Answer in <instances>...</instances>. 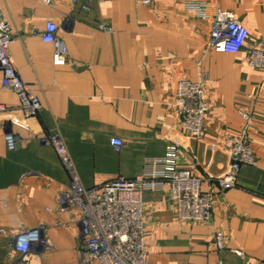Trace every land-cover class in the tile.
<instances>
[{
  "label": "crops",
  "instance_id": "obj_1",
  "mask_svg": "<svg viewBox=\"0 0 264 264\" xmlns=\"http://www.w3.org/2000/svg\"><path fill=\"white\" fill-rule=\"evenodd\" d=\"M143 1L0 0L15 65L43 105L38 117H26L17 95L2 87L0 69L7 108L0 113V264L19 260L14 233L37 227L49 245L39 247L33 264H86L81 211L60 202L71 177L54 148L39 140L52 133L61 136L86 188L139 177L146 160L164 156L170 143L180 148V167L206 179L204 191L215 195L206 223L183 221L168 192H144L149 264H264V69L248 64V47L264 43V0ZM194 1L208 3V19L187 8ZM217 8L249 30L238 54L209 46ZM48 22L68 46L67 66L53 64V47L42 40ZM183 80L201 83L210 105L201 140L180 123L175 101ZM241 108L252 117L256 165L243 166L238 186L222 192L216 179L230 166L225 139L242 131ZM8 132L22 141L14 151ZM113 138L124 146L116 149ZM217 231L226 235L223 251Z\"/></svg>",
  "mask_w": 264,
  "mask_h": 264
},
{
  "label": "built area",
  "instance_id": "obj_2",
  "mask_svg": "<svg viewBox=\"0 0 264 264\" xmlns=\"http://www.w3.org/2000/svg\"><path fill=\"white\" fill-rule=\"evenodd\" d=\"M51 5L52 0H42ZM150 5V0L143 1ZM208 3L194 1L188 9L201 19H208ZM84 9H88L85 5ZM103 31L112 29L104 25ZM58 27L48 22L41 33L44 43L53 47V64L69 65V49L58 35ZM12 27L0 11V69L3 73L2 87L13 91L19 100L20 108L28 118L38 117L43 109L41 99L20 75L10 52L12 44ZM250 37L247 27L234 13L217 8L211 23L209 46L217 52L238 54L247 47ZM248 64L254 68L264 69V43L252 44L248 47ZM176 109L180 123L191 137L201 140L207 132L206 116L210 105L201 83L180 81L176 90ZM0 103V113L6 111ZM244 126L239 134L226 137L225 147L230 153L228 171L216 179L222 192L238 186L239 175L243 166L256 165L249 132L252 117L244 109L239 110ZM42 144L50 145L58 154L71 177L69 190L62 194L60 202L68 208L81 211L80 227L83 240V262L86 264H149L145 243L146 222L143 212V194L146 191L168 192L170 198L179 208L180 218L191 223H206L212 218L214 198L212 192L204 191L206 179L192 171L180 167V148L170 143L164 156L149 158L145 162L142 175L134 179L116 177L93 188H86L71 159L70 153L58 133L40 137ZM6 143L10 150H16L22 143L12 132L6 135ZM112 145L116 149L124 146V141L113 138ZM5 233V231H2ZM15 250L19 253L16 264H33L39 247L48 246L44 238L43 227L23 229L13 235ZM218 250L226 249V235L217 231L214 235ZM235 254L243 257L241 250Z\"/></svg>",
  "mask_w": 264,
  "mask_h": 264
}]
</instances>
